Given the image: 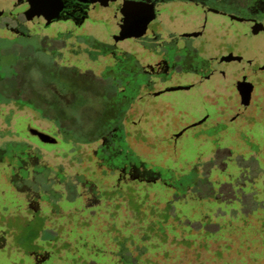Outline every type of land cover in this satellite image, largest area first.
I'll list each match as a JSON object with an SVG mask.
<instances>
[{
  "label": "rangeland",
  "instance_id": "obj_1",
  "mask_svg": "<svg viewBox=\"0 0 264 264\" xmlns=\"http://www.w3.org/2000/svg\"><path fill=\"white\" fill-rule=\"evenodd\" d=\"M179 4L161 48L0 4V264H264V34L235 70L234 31ZM156 58L178 67L153 78ZM199 80L212 120L204 88L154 97Z\"/></svg>",
  "mask_w": 264,
  "mask_h": 264
},
{
  "label": "flooded vegetation",
  "instance_id": "obj_2",
  "mask_svg": "<svg viewBox=\"0 0 264 264\" xmlns=\"http://www.w3.org/2000/svg\"><path fill=\"white\" fill-rule=\"evenodd\" d=\"M3 1L0 0V4ZM50 9L49 23L44 27L45 29L51 26L58 25L60 27L59 33H63L67 26H71L74 31H78L80 28L85 27L90 23L100 24L112 31H119L125 26L133 29L130 33H135L141 36L140 41H150L154 46L161 48L168 42L171 43L174 38V33L169 31L168 23L173 17V13L179 10L178 3L185 4L188 7H199L201 11H206L213 14L214 21L218 24L222 21V26L228 30H232L233 36L236 38L234 45H231L227 39L224 38L225 45L221 47L223 54H229V46L233 48L237 47L240 51L233 53L240 57H244L247 51L249 55L244 62H240L237 59L234 60L233 69H247L249 72L256 70L259 66L257 62H248L250 56L256 52L255 46H252V41L249 39L252 35L261 36L264 34V0H46ZM179 4V5H180ZM179 8V9H178ZM13 6L7 8H0V15H11L15 17L13 12ZM11 11V12H10ZM205 15V18H212ZM17 17V16H16ZM12 18V21L16 25L11 28L10 24H6L8 28H11L14 33H17L18 18ZM187 15L179 16V18H186ZM194 17V16H193ZM146 27L144 30H140L139 26ZM139 30H136V27ZM19 30V29H18ZM78 33V32H77ZM19 34L20 31H19ZM170 36V37H169ZM227 39V40H226ZM193 52V50L191 49ZM189 51V52H191ZM153 62V61H151ZM148 70L147 74L153 78H163L162 73L167 74L171 68H177L178 64L172 66L167 62H164L162 58H156L151 63H146ZM217 66V65H216ZM192 65H185L184 74L189 73ZM184 71V70H183ZM255 72V71H254ZM181 73V72H180ZM232 73V72H230ZM251 74V73H250ZM249 74V75H250ZM255 74V73H254ZM165 78V77H164ZM161 80V79H159ZM204 81L189 82L186 81L183 84H174L167 86L164 90L156 92L154 97H159L167 93L176 91H167L169 88L189 86L187 91L199 90L204 93L202 87L194 88L195 85L203 84ZM205 84V83H204ZM149 86V85H148ZM148 86H145L148 88ZM210 88V86H208ZM213 97V105L210 106L212 116H209L207 121L212 120L216 116V102L213 87L210 88ZM184 90V91H185ZM149 92V91H148ZM215 113V114H214ZM177 139H180L178 135Z\"/></svg>",
  "mask_w": 264,
  "mask_h": 264
},
{
  "label": "water",
  "instance_id": "obj_3",
  "mask_svg": "<svg viewBox=\"0 0 264 264\" xmlns=\"http://www.w3.org/2000/svg\"><path fill=\"white\" fill-rule=\"evenodd\" d=\"M198 87H202L204 88L206 91H207V94H208V102H209V105L212 106L213 105V97H212V92H211V89L206 85V84H198V85H195L194 88H198ZM190 87L189 86H182V87H173V88H169L167 91H178V90H185V89H189ZM29 131L34 134V135H37V136H40L41 138H43L44 140L48 141V142H54L55 139L52 138L51 136L37 130V129H33V128H29Z\"/></svg>",
  "mask_w": 264,
  "mask_h": 264
},
{
  "label": "trees",
  "instance_id": "obj_4",
  "mask_svg": "<svg viewBox=\"0 0 264 264\" xmlns=\"http://www.w3.org/2000/svg\"><path fill=\"white\" fill-rule=\"evenodd\" d=\"M169 206H170V205H169ZM168 209H170V210H171L172 208H169V207H168ZM170 210H169V211H170Z\"/></svg>",
  "mask_w": 264,
  "mask_h": 264
}]
</instances>
